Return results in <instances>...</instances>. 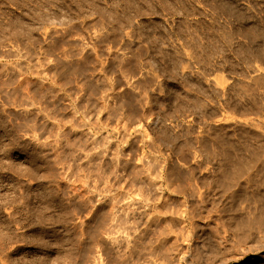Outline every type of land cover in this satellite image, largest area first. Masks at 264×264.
<instances>
[{
	"label": "rangeland",
	"instance_id": "1",
	"mask_svg": "<svg viewBox=\"0 0 264 264\" xmlns=\"http://www.w3.org/2000/svg\"><path fill=\"white\" fill-rule=\"evenodd\" d=\"M0 264H264V0H0Z\"/></svg>",
	"mask_w": 264,
	"mask_h": 264
}]
</instances>
